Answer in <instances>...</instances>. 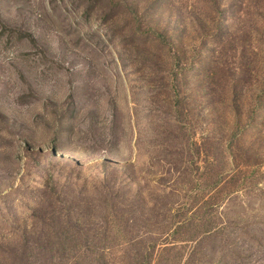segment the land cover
<instances>
[{
	"label": "rangeland",
	"instance_id": "374dc122",
	"mask_svg": "<svg viewBox=\"0 0 264 264\" xmlns=\"http://www.w3.org/2000/svg\"><path fill=\"white\" fill-rule=\"evenodd\" d=\"M145 254L264 264V0H0V264Z\"/></svg>",
	"mask_w": 264,
	"mask_h": 264
},
{
	"label": "trees",
	"instance_id": "16d2710c",
	"mask_svg": "<svg viewBox=\"0 0 264 264\" xmlns=\"http://www.w3.org/2000/svg\"><path fill=\"white\" fill-rule=\"evenodd\" d=\"M137 256H139V255H137ZM135 259V258H134ZM139 259V258H138ZM137 259V260H138ZM142 260H145V261H147V263L146 264H151L150 263V256L149 255H147V254H145V255H143V257H142ZM145 261H144V264H145Z\"/></svg>",
	"mask_w": 264,
	"mask_h": 264
}]
</instances>
